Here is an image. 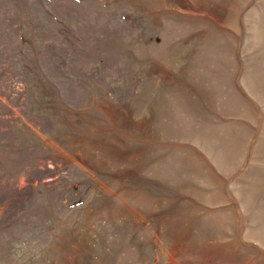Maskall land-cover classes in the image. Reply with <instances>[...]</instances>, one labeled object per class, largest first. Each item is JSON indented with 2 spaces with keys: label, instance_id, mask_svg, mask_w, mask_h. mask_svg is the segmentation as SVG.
Wrapping results in <instances>:
<instances>
[{
  "label": "rangeland",
  "instance_id": "1",
  "mask_svg": "<svg viewBox=\"0 0 264 264\" xmlns=\"http://www.w3.org/2000/svg\"><path fill=\"white\" fill-rule=\"evenodd\" d=\"M0 264H264V0H0Z\"/></svg>",
  "mask_w": 264,
  "mask_h": 264
}]
</instances>
